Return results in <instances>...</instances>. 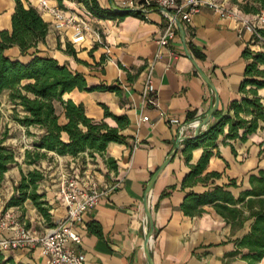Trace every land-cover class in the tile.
<instances>
[{"label": "crops", "instance_id": "0c3cea01", "mask_svg": "<svg viewBox=\"0 0 264 264\" xmlns=\"http://www.w3.org/2000/svg\"><path fill=\"white\" fill-rule=\"evenodd\" d=\"M38 1L22 0L25 7H34L48 24L45 41L37 46L39 55L52 57L61 65L82 74L88 87L116 85L120 89V94L101 90H73L64 94L63 99L81 104L89 118L104 121L111 127H116V123L111 118H104L100 103L106 105L112 114L125 115L129 120V126L122 132L126 143H110L106 148L105 156L115 160L116 170L108 169L100 156L88 164L101 186L115 184L116 188L102 196L98 204L85 214L83 224L77 227L81 236L79 249L85 256V264H149L143 247L150 223L153 227L149 241L152 264H246L241 258L245 250L234 255L232 253L238 250L237 240L249 232L251 221H246L241 229L234 230L211 205L198 206L201 212L191 216L185 215L180 206L187 194H201L214 186L226 185L232 179L238 188L231 187L228 191L235 198L241 191L248 189L249 175L264 169V122L260 123V128L246 142H232L234 152L225 144L224 136H219L218 156L214 155L209 160L202 176L216 172L220 178L182 188L181 182L190 170L189 165L197 163L202 149L192 150L187 164L182 153L183 145H178L175 151L177 127L161 119L157 110L142 106L141 101L146 67L152 61V80L156 90L154 97L161 111L178 118L182 123L202 119L207 115L214 103V93L186 56L187 49L215 87L219 99L217 109L225 113L230 101L242 97L239 85L246 65L242 51L246 47L252 51L260 50L259 46L250 44L251 35L242 29L240 21L221 16L203 4L199 12L192 16L189 25L180 23L183 36L176 25L175 36L166 46L159 47L157 41L167 22L159 9L150 10L147 19L132 15L94 19V27L99 29L109 48L107 54L102 46L92 45L87 40L72 45L69 40L72 30L57 32L53 28V18ZM43 1L50 7L60 9L56 0ZM96 1L101 9L120 10V5L129 0ZM63 5L64 9L60 10L66 13L84 12L78 0H64ZM14 7V0H0V32L10 31ZM240 16L250 20L255 17L242 13ZM66 43L75 50L76 58L85 64L64 52ZM35 52V49H31L26 55H21L17 47H12L5 53L12 60L26 63ZM158 53L159 58L155 59ZM194 53L200 58H196ZM257 94L264 100V89H259ZM142 116L148 117V122H139ZM212 122L213 117L200 131ZM16 126L21 132L24 130ZM29 131L33 134L41 133V130L33 127ZM226 131L225 128L224 133ZM192 134V130L186 132L187 137ZM29 137L27 142L20 140V159H23L24 150L29 149L28 144L32 145V139H36L34 136ZM134 145L137 146L132 150ZM54 156V160L58 161L72 158ZM168 159L169 163L164 166ZM45 164L41 162L40 167L46 168ZM32 167L38 169L28 166L27 171H22L26 173L33 170ZM158 171L148 193L150 221L146 215L144 197L152 177ZM11 172L13 182H10L6 194L3 188L7 182H4L0 190V204L3 199L6 201L10 197L13 186L20 179L17 167ZM42 173L44 180L42 184L39 183L38 192L45 194L51 207L52 221L57 222L64 218L65 210L54 198V186L49 185L46 172ZM5 176L8 178V174ZM28 204L25 203L22 208H11L13 216H17L19 223L31 226L35 222L41 229L42 218ZM89 223L96 225L100 233L90 231L87 227ZM2 234L9 236L11 232L5 229ZM0 264L47 263L38 249H22L0 254ZM257 264H264V257Z\"/></svg>", "mask_w": 264, "mask_h": 264}, {"label": "trees", "instance_id": "16d2710c", "mask_svg": "<svg viewBox=\"0 0 264 264\" xmlns=\"http://www.w3.org/2000/svg\"><path fill=\"white\" fill-rule=\"evenodd\" d=\"M63 1L56 0L60 9H64ZM229 1L244 15L256 16L264 12V0ZM78 2L98 19L128 15L143 17L137 11L101 9L96 0ZM14 3L11 29L0 32V97L6 94L8 103L12 105L11 120L23 127L26 135L36 138L32 142L33 150H25L23 163L36 166L51 154L79 158L85 164L84 154L91 160L97 154L108 169L116 170L115 160L106 157L105 152L110 143H126L122 132L129 126L128 118L112 114L106 105L100 103L104 118H111L116 123V127H111L104 121L89 118L81 104L70 99L64 100L63 96L73 90H101L120 94V89L116 85L88 87L82 74L61 65L52 57L40 56L37 46L44 43L48 24L34 7H25L22 0H14ZM257 31L264 36V27ZM253 39L251 36L250 44L255 46ZM12 47H17L21 55H26L31 49L36 52L28 62L22 63L6 55V50ZM64 52L77 62L84 63L76 58L75 50L69 43H66ZM194 56L200 58L197 53ZM242 57L246 61L243 80L239 85L242 97L230 101L225 113L219 109L214 111L213 122L195 137L186 138L182 143V153L187 164L192 150L202 149L197 163L189 165L190 170L181 182L182 188L220 178V174L216 172L202 176L209 160L214 155L218 156L219 136H224L225 144L234 152L231 143L246 142L260 128V123L264 122V100L257 94L259 89H264V48L252 51L246 47L242 51ZM31 127L41 130V133H31ZM9 138V129L2 125L0 114V190L10 167L17 166L20 173V179L14 185L13 193L6 200L2 212L10 208H22L29 201L46 225L53 226L51 207L45 200V194L38 193V185L44 180V175L38 169L22 173L14 151L6 145ZM248 184L249 188L241 191L237 198L228 191L231 187L238 188L233 179L226 185L214 186L201 194L191 192L185 196L180 208L185 215L191 216L201 212L198 206L211 205L234 230L241 229L246 221H251L249 232L237 240L238 250L232 255L245 250L241 258L246 264H257L264 257V169H258L256 173L249 175ZM87 227L94 233H100L94 224L89 223Z\"/></svg>", "mask_w": 264, "mask_h": 264}, {"label": "built area", "instance_id": "2783aa9c", "mask_svg": "<svg viewBox=\"0 0 264 264\" xmlns=\"http://www.w3.org/2000/svg\"><path fill=\"white\" fill-rule=\"evenodd\" d=\"M38 2L53 18V28L57 32L66 29L72 30L69 37L72 45L87 40L92 45L102 46L106 53H109V48L104 43L99 29L94 27L92 23V20L98 18L93 17L85 8L83 13H66L56 7H50L43 0ZM203 4H207L221 16L239 20L242 29L254 37L252 43L264 48V36L257 31V29L264 27V12L250 20L241 17V12L236 7L227 8L221 3H216V1L204 0H129L123 2L119 9L140 12L144 19H147L150 10L159 9L167 22L157 44L159 47H164L175 36V21L179 20L184 26L189 25L192 16L199 12ZM158 58L159 53L155 59ZM153 66L154 63L151 61L146 67V76L141 91L142 106L157 110L161 119L176 126L177 143L181 144L187 137L186 132L188 130L194 132L200 120L195 119L188 123H182L178 118L159 109L154 97L156 90L152 80ZM148 120V117L142 116L138 121L144 123ZM136 146L134 145L132 150ZM97 156V154L94 155V157ZM84 157L85 164L78 162L79 158H71L68 160V166H59L54 198L64 207V218L54 222L53 226L42 225L41 230L38 231L27 227L24 222L12 221L14 217L10 214L11 208L6 210L0 224V254L22 249H38L47 264H85V256L79 249L81 236L77 227L83 224L85 214L98 204L102 196L113 191L116 185L101 186L95 177V173L88 168L91 159L87 154H84ZM9 221L12 223L10 226H8ZM5 229L10 230L9 236L2 234Z\"/></svg>", "mask_w": 264, "mask_h": 264}, {"label": "rangeland", "instance_id": "374dc122", "mask_svg": "<svg viewBox=\"0 0 264 264\" xmlns=\"http://www.w3.org/2000/svg\"><path fill=\"white\" fill-rule=\"evenodd\" d=\"M216 3H221L223 4L225 7L227 8H234L236 6L232 5L230 3L229 0H215ZM237 8V7H236ZM239 11V10H238ZM0 101H1V105H0V114L2 116V125H6L7 128L9 129V135H10V138L6 141V145L11 147V149L14 151L15 153V159L22 171V169H24V171H27V167L28 165L24 164L23 163V160H24V156H23V159H20V156H19V144L21 143L20 140L22 141H28V139L30 138L28 135L25 134V130H23L22 132L18 129V127L16 126L17 124L14 123L11 118H10V115H11V109H12V105L10 103H8L7 101V95L4 94L0 97ZM198 120H201V119H198ZM21 127V126H19ZM22 129H24L23 127H21ZM200 132V131H199ZM194 136V132L192 135L186 137V138H189V137H193ZM185 138V139H186ZM32 141H34V139H32ZM184 142V141H183ZM182 144V143H181ZM180 145V144H179ZM22 148V147H21ZM27 148H29L28 150H33L32 148V145L28 144ZM26 150V149H25ZM24 150V152H25ZM24 155V154H23ZM99 156V155H98ZM55 156L54 155H49L47 159L41 161V162H45V167H49L47 170L46 168L42 169V167H40V164L41 162L36 165L35 167L38 168V170H42V171H45L46 172V176H47V181L49 183V185L51 186H54V192H55V189H56V186H57V183H58V180H57V174L59 172V166L61 165V167H65V166H68L69 165V162L68 161H58V160H54ZM78 162L81 163V160L78 159ZM90 162H94V160H91ZM27 166V167H26ZM17 166L13 165L12 167H10V169L8 170V172L6 174H8V178H6L5 176V181L4 182H7L5 184V187L3 188V193L6 194V189L8 190V188L10 187V182H13V180L10 178V173H12L11 171L12 170H15ZM18 168V167H17ZM33 168V167H32ZM33 169H36V168H33ZM19 170V169H18ZM31 171V170H30ZM41 171V172H42ZM22 173H24L22 171ZM27 173V172H26ZM5 174V175H6ZM20 174V173H19ZM44 175V173H43ZM42 184V182H40ZM4 185V184H3ZM16 185V184H15ZM14 187V186H13ZM10 190V189H9ZM13 193V192H12ZM38 193H42V192H38ZM12 195V194H11ZM10 195V196H11ZM45 200H46V197H45ZM57 201V200H56ZM6 201H4V199L2 200V204H0V207H1V210H0V224L2 222V219H3V216H4V213L6 212H2V209H3V206L5 204ZM25 203H29L31 205V203L29 201H26ZM24 203V204H25ZM28 204V205H29ZM24 206V205H23ZM22 206V207H23ZM32 206V205H31ZM33 207V206H32ZM34 208V207H33ZM35 209V208H34ZM29 209H24L23 211H28ZM36 210V209H35ZM37 212V211H36ZM38 213V212H37ZM11 215H14L13 212H10ZM39 215V214H38ZM14 217V216H13ZM18 218L17 216H15L14 218H12V221H17ZM43 220V219H42ZM11 221V219H10ZM8 222V226H10L12 223L11 222ZM26 224V223H25ZM43 225H46L45 222H43ZM27 227H31L33 229H36L38 231H40L41 229L39 228L38 225L35 224V222L29 226L28 224H26ZM48 227V225H46Z\"/></svg>", "mask_w": 264, "mask_h": 264}, {"label": "water", "instance_id": "95a60500", "mask_svg": "<svg viewBox=\"0 0 264 264\" xmlns=\"http://www.w3.org/2000/svg\"><path fill=\"white\" fill-rule=\"evenodd\" d=\"M175 22H176L177 27H179V29H180L181 35L183 36L184 34H183V30L181 29V24H180L179 20H176ZM185 54H186V56L188 58H190L191 62L193 63L195 69L197 70V72L200 75V77L202 78V80L211 88L212 92L214 93V103H213V106L211 107V109L209 110V112L207 113V115L200 120L198 126L194 130V136L193 137H195L199 133V131L202 129V127H204L205 125H207V123L210 121V119H212L214 111H216L217 108H218L219 99H218V96H217V92H216L215 87L210 83L208 77L202 72V70L199 68V66L196 64V62L191 58V56H190L189 52L187 51V49H185ZM178 145L179 144L177 143L175 151L177 150ZM175 151H174L173 154H175ZM169 161H170V159H168L166 161V163L164 164V166L166 164H168ZM158 174H159V171L157 173H155V175L152 177L151 183L148 186L146 195L144 197V207H145L146 215H147L148 219H150V221H151V215H150V212H149L148 193H149V191H150V189H151V187H152V185H153L156 177L158 176ZM152 231H153V227H152V223H150V229H149V231L147 233V236L145 238L144 247H143L144 253L146 255V259H147V261H148L149 264H152L151 263V258H150V255H149V241H150V238H151V235H152Z\"/></svg>", "mask_w": 264, "mask_h": 264}]
</instances>
